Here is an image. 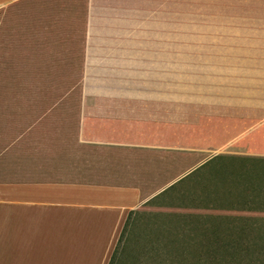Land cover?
Masks as SVG:
<instances>
[{
	"label": "crops",
	"instance_id": "0c3cea01",
	"mask_svg": "<svg viewBox=\"0 0 264 264\" xmlns=\"http://www.w3.org/2000/svg\"><path fill=\"white\" fill-rule=\"evenodd\" d=\"M1 64L0 264H110L204 161L264 162V0H0Z\"/></svg>",
	"mask_w": 264,
	"mask_h": 264
},
{
	"label": "rangeland",
	"instance_id": "374dc122",
	"mask_svg": "<svg viewBox=\"0 0 264 264\" xmlns=\"http://www.w3.org/2000/svg\"><path fill=\"white\" fill-rule=\"evenodd\" d=\"M12 65H0V89L7 93L15 87ZM45 76L26 77L21 87L79 86L75 78ZM171 186L132 214L112 264H264V162L221 155ZM260 188L261 203L248 200L242 211L244 196L253 195L245 190L260 194ZM31 260L25 256L26 264Z\"/></svg>",
	"mask_w": 264,
	"mask_h": 264
},
{
	"label": "trees",
	"instance_id": "16d2710c",
	"mask_svg": "<svg viewBox=\"0 0 264 264\" xmlns=\"http://www.w3.org/2000/svg\"><path fill=\"white\" fill-rule=\"evenodd\" d=\"M171 187H172V186H171ZM165 192H166V191H165ZM261 196H262V192H261ZM132 214H133V213H131V214L129 215V218H128L127 222H126L125 228H124V230H123V232H122L121 238H120V240H119V244H118L117 248L115 249V252H114V254H113V256H112V259H111L110 264H112L113 261H114L115 258H116V255H117V252H118V248L120 247V244H121V242H122V238H123V236H124V233H125L126 227H127V225H128V222H129L130 217L132 216Z\"/></svg>",
	"mask_w": 264,
	"mask_h": 264
}]
</instances>
